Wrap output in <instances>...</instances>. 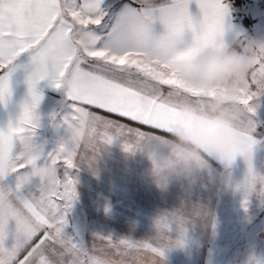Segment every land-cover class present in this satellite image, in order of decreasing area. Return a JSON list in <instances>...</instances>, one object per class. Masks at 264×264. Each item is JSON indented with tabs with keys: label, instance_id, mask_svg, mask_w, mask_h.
<instances>
[{
	"label": "snow or ice",
	"instance_id": "6c2138e0",
	"mask_svg": "<svg viewBox=\"0 0 264 264\" xmlns=\"http://www.w3.org/2000/svg\"><path fill=\"white\" fill-rule=\"evenodd\" d=\"M191 3L199 16L190 12ZM116 7L120 11L114 13L105 0H0V104L11 97L9 80L20 67L27 73L28 95L15 121L0 128V165L12 169L0 174V264H162L167 250L184 245L187 227L175 212L159 216L156 235L147 240L97 233L89 246L65 231L77 195L76 181L66 170L90 161L114 139L131 152L140 139H171L180 130L189 132L191 125L180 118L179 106L207 113L217 91L193 93L176 74L187 70L204 49L227 52L223 0H122ZM157 23L163 27L160 35L154 34ZM87 36L93 37L91 46L77 44ZM245 55L244 71L228 87L230 99L246 109L248 123L240 134L247 151L229 142L208 151L207 157L227 169L238 157H248L237 186L246 209L248 196L255 194L254 152L264 137V129L251 118L259 106L255 101L264 94V45L247 47ZM22 56L27 57L23 65L17 63ZM45 80L57 89L67 88L71 110L62 124L65 119L80 124L88 140L68 136L45 152L42 163L55 167L57 175L50 184L33 186L23 182L17 154L34 142L42 100L37 85ZM9 176L14 178L11 186L5 183ZM251 264H256L254 258Z\"/></svg>",
	"mask_w": 264,
	"mask_h": 264
},
{
	"label": "crops",
	"instance_id": "0c3cea01",
	"mask_svg": "<svg viewBox=\"0 0 264 264\" xmlns=\"http://www.w3.org/2000/svg\"><path fill=\"white\" fill-rule=\"evenodd\" d=\"M117 3H122V0H111L106 8L111 6L114 13L119 12ZM153 28L154 34H162V25L157 23ZM188 40L190 35L186 36V42ZM223 40L226 41L224 37ZM26 62L27 57L22 56L17 63L23 65ZM26 76V71L20 67L10 78L12 95L4 104H0V128L6 127L9 121H15L21 103L28 99ZM37 87L42 94L37 112L42 106V115L50 112L53 103L59 104L62 111V105L70 101L66 87L57 89L47 80L41 81ZM251 118L256 122L255 117ZM120 119L124 122L123 118ZM256 124L259 129L264 128V122ZM60 125L58 130H62V122ZM59 143H55V146ZM261 146L258 139L254 165L258 171L264 172ZM84 150L82 145L81 152ZM146 167L147 162L141 152L126 153L121 141L114 139L101 150L95 174L85 163L67 170L68 176L76 181V198L82 213L81 238L84 242L92 244L97 233L133 240L150 239L156 235L155 221L159 216L175 212L182 202L185 209L191 203L199 202L211 208L212 219H198L188 226L184 245L167 250L162 264H251L253 258L256 264H264V197L249 195L245 209L240 191L220 183L209 185L203 173L191 186L181 180L174 182L166 193H161L143 176ZM211 167L215 171H229L233 182H240L246 172V166L239 157L230 169L215 158ZM5 183L13 185L14 178L6 177ZM218 189L219 195L216 194ZM176 235L174 230L171 237L175 238ZM97 244L100 242L97 241Z\"/></svg>",
	"mask_w": 264,
	"mask_h": 264
},
{
	"label": "clouds",
	"instance_id": "9594fccd",
	"mask_svg": "<svg viewBox=\"0 0 264 264\" xmlns=\"http://www.w3.org/2000/svg\"><path fill=\"white\" fill-rule=\"evenodd\" d=\"M81 47L91 46L93 37L78 38ZM249 41L241 51L219 52L214 49H204L195 54L187 70L179 71L176 75L184 86L193 93L201 94L216 90L217 95L212 99L207 113L201 114L191 106H179L180 118L191 125V130L178 131L174 138L168 139H140L136 142L134 154L141 152L147 167L143 176L159 192L166 193L174 182L186 181L191 186L198 176L203 173L208 184L230 185L237 190L239 182L228 181L229 171H215L207 157L208 151H218L226 143H231L242 153H246V142L241 132L248 123L246 109L233 102L230 97L229 82L235 80L246 67L245 49L252 46ZM14 71V69L9 70ZM64 128L76 142H87L85 129L72 120H64ZM44 143H28L21 147L17 154L19 163L23 167L21 178L25 184L37 180L50 184L54 181L57 170L51 165L42 163L45 153ZM102 146L96 155L85 164L95 174L96 162ZM245 166L249 159L241 157ZM12 170L7 164L0 165V174ZM254 192L256 196L264 197V172L258 171ZM219 195V189L217 190ZM177 217L186 227L193 225L196 220H211L213 213L206 203H191L185 209L183 202L175 211Z\"/></svg>",
	"mask_w": 264,
	"mask_h": 264
},
{
	"label": "rangeland",
	"instance_id": "374dc122",
	"mask_svg": "<svg viewBox=\"0 0 264 264\" xmlns=\"http://www.w3.org/2000/svg\"><path fill=\"white\" fill-rule=\"evenodd\" d=\"M223 2L227 6V13L224 21V33L226 34L223 36L226 39V41L223 40L226 50L241 51L242 47L249 41L253 43V46L264 45V0H244L238 4L234 3L232 0H223ZM110 3L111 0H105V7L110 5ZM189 10L194 16H199L200 14L195 3L189 5ZM246 17L251 19V23L246 24ZM255 102L259 106L255 114L250 115L255 117L256 122L262 123L264 122V94H261ZM43 106L45 107L44 104ZM70 106L71 102L68 101L67 105H62V111H60V105L53 103L51 110H49L50 112L46 113V115H42V106L39 109L38 114L42 121L39 123V127L36 130L34 142L44 143L46 146L45 152L56 149L55 143L67 139L68 133L65 131L64 126L62 125V130H58V127L61 128L60 123L62 122V117L71 110ZM61 112L62 115L60 114ZM53 116L55 117L54 119H52ZM259 141L262 145L261 162L264 163V137H260ZM67 170L66 172L68 175L69 171ZM64 174L65 170L61 169L60 175L62 178ZM32 183L33 186H35L39 182L34 180ZM81 220L82 213L76 198L72 203L71 209L68 211L65 231L69 235H78L80 239H83L81 238L83 237ZM89 246H91V244H89ZM116 259H119V257H116ZM127 259L131 261V257ZM145 259L147 260L148 258L146 257Z\"/></svg>",
	"mask_w": 264,
	"mask_h": 264
},
{
	"label": "trees",
	"instance_id": "16d2710c",
	"mask_svg": "<svg viewBox=\"0 0 264 264\" xmlns=\"http://www.w3.org/2000/svg\"><path fill=\"white\" fill-rule=\"evenodd\" d=\"M234 3H236V4H238V3H241L242 1H244V0H232ZM245 18V17H244ZM251 19H249V18H247L246 17V19H245V22H246V24H248V23H251V21H250Z\"/></svg>",
	"mask_w": 264,
	"mask_h": 264
}]
</instances>
